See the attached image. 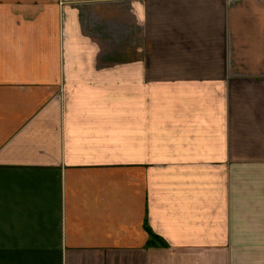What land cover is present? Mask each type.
I'll list each match as a JSON object with an SVG mask.
<instances>
[{
	"label": "crops",
	"instance_id": "crops-1",
	"mask_svg": "<svg viewBox=\"0 0 264 264\" xmlns=\"http://www.w3.org/2000/svg\"><path fill=\"white\" fill-rule=\"evenodd\" d=\"M0 264H264V0H0Z\"/></svg>",
	"mask_w": 264,
	"mask_h": 264
}]
</instances>
